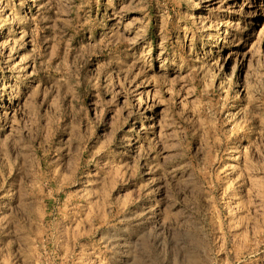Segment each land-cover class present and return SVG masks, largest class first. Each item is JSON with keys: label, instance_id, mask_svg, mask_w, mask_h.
<instances>
[{"label": "rangeland", "instance_id": "1", "mask_svg": "<svg viewBox=\"0 0 264 264\" xmlns=\"http://www.w3.org/2000/svg\"><path fill=\"white\" fill-rule=\"evenodd\" d=\"M0 264H264V0H0Z\"/></svg>", "mask_w": 264, "mask_h": 264}]
</instances>
